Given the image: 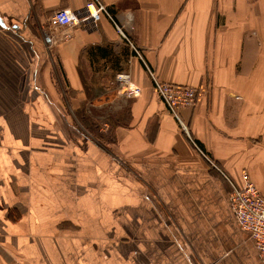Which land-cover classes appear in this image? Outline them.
Here are the masks:
<instances>
[{
  "label": "crops",
  "instance_id": "1",
  "mask_svg": "<svg viewBox=\"0 0 264 264\" xmlns=\"http://www.w3.org/2000/svg\"><path fill=\"white\" fill-rule=\"evenodd\" d=\"M85 1L0 0V264H259L225 177L264 192V0H100L61 39ZM145 65L199 88L187 134Z\"/></svg>",
  "mask_w": 264,
  "mask_h": 264
},
{
  "label": "built area",
  "instance_id": "2",
  "mask_svg": "<svg viewBox=\"0 0 264 264\" xmlns=\"http://www.w3.org/2000/svg\"><path fill=\"white\" fill-rule=\"evenodd\" d=\"M102 15L110 17L106 6L100 0H86L83 7L77 10L69 8L55 10L50 22L53 24L54 30L59 29L62 39L66 37L65 33L72 32V28L95 27ZM116 28L122 37L127 39L126 35L118 27ZM133 49L139 57L140 52L134 47ZM145 67L153 90L168 112L179 122L181 129L187 134V126L181 119L179 112L182 108L195 106L198 99L196 87L161 81L152 69L147 65ZM115 79L126 98H134L140 93V88L132 82L129 73H117ZM201 154L206 157L202 152ZM225 178L229 183L227 192L229 210L239 228L252 241L259 264H264V192L257 189L246 171L241 173V185H237L230 178Z\"/></svg>",
  "mask_w": 264,
  "mask_h": 264
},
{
  "label": "rangeland",
  "instance_id": "3",
  "mask_svg": "<svg viewBox=\"0 0 264 264\" xmlns=\"http://www.w3.org/2000/svg\"><path fill=\"white\" fill-rule=\"evenodd\" d=\"M206 88L207 87H209V86H205ZM196 90H197V92H198V90H199V88L198 87H196ZM208 160H206V162H207ZM209 163H211L210 161H208V163L207 164H209ZM225 182H226V184H228V186H229V183H228V180H225ZM228 192V191H227Z\"/></svg>",
  "mask_w": 264,
  "mask_h": 264
},
{
  "label": "water",
  "instance_id": "4",
  "mask_svg": "<svg viewBox=\"0 0 264 264\" xmlns=\"http://www.w3.org/2000/svg\"><path fill=\"white\" fill-rule=\"evenodd\" d=\"M0 23L3 25L2 21L0 20Z\"/></svg>",
  "mask_w": 264,
  "mask_h": 264
}]
</instances>
